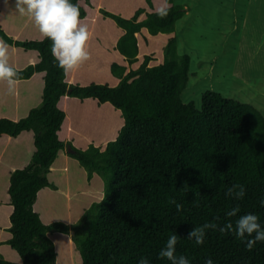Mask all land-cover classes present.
<instances>
[{"label": "trees", "instance_id": "1", "mask_svg": "<svg viewBox=\"0 0 264 264\" xmlns=\"http://www.w3.org/2000/svg\"><path fill=\"white\" fill-rule=\"evenodd\" d=\"M70 2L88 25L90 58L66 72L15 0H0V39L20 73L15 94L0 81V137L31 133L27 160L9 173L11 252L0 264H171L159 252L174 232L190 264H264V242L249 250L218 229L202 245L186 236L249 212L264 228V113L214 89L201 108L183 101L182 3L167 0L161 19L157 0H122L118 12L108 0ZM233 184L242 199L225 195Z\"/></svg>", "mask_w": 264, "mask_h": 264}, {"label": "rangeland", "instance_id": "2", "mask_svg": "<svg viewBox=\"0 0 264 264\" xmlns=\"http://www.w3.org/2000/svg\"><path fill=\"white\" fill-rule=\"evenodd\" d=\"M174 2L182 3L185 11L175 23L178 50L190 55L183 101L201 108V93L214 89L225 97L252 103L264 113V11L254 12L258 3L264 6V0ZM244 10L248 12L245 23ZM68 77L71 80L73 74ZM21 137L28 150L31 133ZM65 194L68 207L74 193L65 189Z\"/></svg>", "mask_w": 264, "mask_h": 264}, {"label": "clouds", "instance_id": "3", "mask_svg": "<svg viewBox=\"0 0 264 264\" xmlns=\"http://www.w3.org/2000/svg\"><path fill=\"white\" fill-rule=\"evenodd\" d=\"M15 8L21 15H28L41 36L51 41L50 52L59 68L66 72L74 70L90 58L86 49L90 39L88 25L81 21L78 6L71 3L70 0H15ZM168 9L167 0H163L156 14L163 19L167 16ZM9 48L10 45L0 39V81L6 83L9 94H15L20 73L9 63ZM225 195L236 200L242 199L245 196V187L233 184L227 189ZM171 202L175 203V201ZM176 207L179 211L182 205L177 204ZM239 211L240 208L237 205L227 211L225 215L226 217H237ZM209 229H218L221 233L234 232L235 236L244 242L245 247L249 250L257 242H264V228L259 223V217L251 212L239 215L234 223L228 220L223 226H219L213 220L192 227L186 236L196 245H202ZM178 238V234L175 232L170 235L165 246L160 250L159 257L167 259L171 264H190L187 257L176 255ZM138 264H149V261L146 257H142ZM205 264H213V262L208 259Z\"/></svg>", "mask_w": 264, "mask_h": 264}, {"label": "crops", "instance_id": "4", "mask_svg": "<svg viewBox=\"0 0 264 264\" xmlns=\"http://www.w3.org/2000/svg\"><path fill=\"white\" fill-rule=\"evenodd\" d=\"M122 0H108V3L105 6L106 9H109L112 12H118L122 9L124 2ZM99 7V6H98ZM257 9L254 11H264V6H261L260 3L257 4ZM250 14L252 12L249 11ZM248 12L243 11V22L247 20ZM264 19V18H263ZM264 45V44H263ZM28 91V89H26ZM27 93V92H26ZM15 109V105L12 106ZM16 112V110L14 111ZM18 112V110H17ZM19 113V112H18ZM26 140L22 137H15L12 139L9 135L0 137V157H3V162L0 159V253L6 254L10 253L11 250L6 244V241L9 236L8 228L10 225L9 216L12 211V205L8 200V181L10 176V171L13 170L16 166L21 164L22 159L28 158V150H25Z\"/></svg>", "mask_w": 264, "mask_h": 264}, {"label": "bare ground", "instance_id": "5", "mask_svg": "<svg viewBox=\"0 0 264 264\" xmlns=\"http://www.w3.org/2000/svg\"><path fill=\"white\" fill-rule=\"evenodd\" d=\"M180 26V25H179ZM181 27V26H180Z\"/></svg>", "mask_w": 264, "mask_h": 264}]
</instances>
